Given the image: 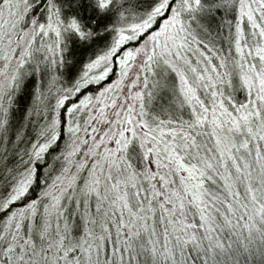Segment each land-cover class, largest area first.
Instances as JSON below:
<instances>
[{"label": "snow or ice", "instance_id": "snow-or-ice-1", "mask_svg": "<svg viewBox=\"0 0 264 264\" xmlns=\"http://www.w3.org/2000/svg\"><path fill=\"white\" fill-rule=\"evenodd\" d=\"M0 264H264V0H0Z\"/></svg>", "mask_w": 264, "mask_h": 264}]
</instances>
